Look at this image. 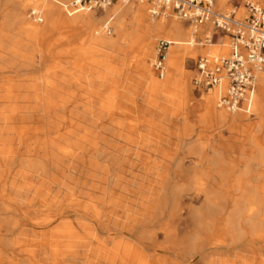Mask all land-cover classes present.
Here are the masks:
<instances>
[{"label":"bare ground","instance_id":"obj_1","mask_svg":"<svg viewBox=\"0 0 264 264\" xmlns=\"http://www.w3.org/2000/svg\"><path fill=\"white\" fill-rule=\"evenodd\" d=\"M30 1L34 6L32 9L42 13L43 23L39 25L32 26L25 17ZM68 1L2 0L13 4L7 15L11 23L7 26L17 27L27 37L35 38L41 31L51 32L61 23L86 31L87 39L91 36L94 45L113 49L116 40L101 34L104 24H100L101 19L95 11L88 7L63 11ZM117 1H121L124 8L127 4L123 2L130 0ZM135 2L140 5L131 3L132 6L118 18V24L124 18L134 24L144 68L148 66V56H153L152 61L157 58L154 39L162 36L169 40L163 60L166 79L161 88L168 90L170 85H175L176 94L179 91V95L186 96L189 104L191 96L185 58L196 54L191 43H199L200 30L208 24L195 33L189 25L191 29L179 21L173 20L170 24L166 17L152 16L146 0ZM116 6L119 5L116 3ZM119 13L121 11H117L113 19ZM23 42L27 45V40ZM49 45L38 49V53L52 56ZM15 49L12 47L14 54ZM228 50L213 45L210 54H226ZM18 54L20 56L21 52L15 55ZM25 64L22 63L24 67ZM62 72V84H71ZM48 74L50 77L42 84L34 78L36 84L30 86L34 94L31 98L26 95L27 100L32 101L31 113L28 101L26 111L18 102L24 99L22 93H0V264H204L210 253H227L237 249L234 246L243 245H250L249 262L243 264H264L258 257L262 250L258 249V241L264 242V151L256 153V148L252 149V153L258 155L245 162L243 170L225 159L228 147L222 151L214 149L202 169L196 162L185 166L183 160L168 167L162 162H150L152 165L147 166L145 162L131 159L112 161L107 169L105 163L98 160L104 156V151L94 143L100 139V133L91 139L85 128H66L69 123L75 125L78 116L82 121L86 120L87 114L60 112L67 108L72 98L65 96L60 102L53 101V93L62 87L65 91L67 87L61 84L60 87L52 80L51 75L54 78L56 75L52 69ZM78 81V88H82L86 96L88 85L92 83ZM151 82L158 91L160 81L153 78ZM258 83L260 93L254 98L259 108L264 104V70L258 73ZM13 84L18 91L22 88L21 83ZM28 91L31 90L28 88ZM212 92L203 96L208 110L204 116H212L220 125L230 123L234 119L231 120L225 110L215 107L214 98L219 97V89H212ZM218 106L224 108L219 103ZM82 107L87 108L86 101ZM24 111L27 114H23ZM101 117L102 113L98 112L94 123ZM34 118L46 121L41 129L37 127L39 132L35 133L34 144L29 146L28 155L32 153L34 158L19 160V149L29 130L23 124L31 123ZM191 127L187 123L186 131ZM235 127L232 124V128ZM38 133L41 136H37ZM90 140L94 144L89 143ZM254 140L251 141L255 143ZM18 160L21 168L12 175V167ZM199 169L204 170V175L196 173ZM159 170L167 173L153 178L148 176ZM177 170L182 172L180 179L187 181L176 179L174 172ZM48 171L60 175L47 176ZM136 171H140L139 175ZM111 185L112 189L108 191ZM107 223L113 226L114 233L109 232Z\"/></svg>","mask_w":264,"mask_h":264},{"label":"rangeland","instance_id":"obj_2","mask_svg":"<svg viewBox=\"0 0 264 264\" xmlns=\"http://www.w3.org/2000/svg\"><path fill=\"white\" fill-rule=\"evenodd\" d=\"M71 1L72 0L68 1L65 4L66 7L64 5V9H62L63 11H69L70 8L68 7V4ZM135 1L138 0H130L127 2L122 1L124 4H127V6L124 7L125 9L122 8L123 6L121 5V1H115V5L113 3L105 10H97L91 8V11H95L98 18L100 17V24H104V22L108 18L115 15L117 11H121V13H119V15L115 16V18L113 19V32L111 34H107L105 31H103L101 34L112 37L117 41L114 48L117 47V44L123 45L124 43L128 42L129 45L127 47L126 54V58L128 59V61H130L133 56L139 54L141 46L138 44V42L136 43L137 35L134 33V24L130 22L128 18H124L122 22L118 24V18H120L122 13H125V10L128 9V7L132 6V4H135L136 6H138V4L140 5V3ZM146 1L150 8L151 6L149 5L148 0ZM246 1H254L260 4H264V0H236L234 4L241 5L239 11L240 16L245 13L244 4ZM31 3L32 2L30 1V4ZM116 3L119 6L121 5V8L119 6L118 8L116 6ZM30 4L25 11V17H27L26 19H28L27 21H29L32 26L43 23L34 22L29 17V12L34 7L32 4ZM231 5L232 3L228 2L227 0H215V7L217 10H225ZM12 7V2L4 3L2 2V0H0V25L4 26L6 24V21H4L2 18H4L5 16L7 17V15L11 12ZM161 17H166V21H168V23L170 24L174 22L173 20H175L179 21L185 27H188V29L190 28L188 24H186L183 20H177L172 15H163ZM9 23H11V21ZM117 25H119V27H117ZM66 26L67 25L63 26L61 25V23H58V28L52 31L50 30L51 32H49V30H46L37 33L36 41L37 44L40 45L39 48L43 49L47 44H50L48 50L50 53L54 54L53 58L49 57L45 60H40V57L36 54L35 61L31 62L30 65L25 66L23 69H0V93L3 95L7 93H22L24 96L22 94L21 95L24 97V99L18 102H20V105H24L23 107H25V105L29 103V105L27 106L29 109V113H31L32 109L30 110L29 107L32 105V101L30 102V99L27 100L28 96L26 97V95H29L30 97L28 98H31V95L33 96L34 92L30 88V84H27V82L31 80L30 78L34 75H40V77H42L43 79V74H45L44 80L47 79V77H49L47 76L48 71L51 70L49 69V67L50 65L53 66L52 62H54V64L61 65V67L56 68L57 76L54 79L60 78L61 80L59 82V86L60 84L63 86L64 84L62 83L64 81L61 75V70H63L62 74L64 73L63 76L66 77V79H64L67 81L69 79V81H71V84L68 83V85H64L68 88H66L67 90L65 89L66 92L63 90L64 87L58 88L59 90H62H56V92L53 93L52 99L53 101L60 102L61 97L70 96V98L72 99L68 101L67 108L61 110L60 112L63 113L72 111L78 114H87L86 120L82 121V118L78 116L77 118H75V125L73 123H69L67 124L66 128H85L91 139L94 138L95 135H98V133H100V139L95 140V142L90 140L89 143H96L97 147L101 148L104 151V156L100 157L98 160L102 163H105L107 169L110 168V163L112 161L122 162L130 159L139 162H145L147 166L152 165V163L150 162H162L163 165H166L168 167H172L177 160H183L185 166H191L194 162H196L199 163V167L202 169L207 165V160L209 159L210 154L214 149L222 151L225 150L224 147H228L226 150L227 153L225 159L230 163L237 164L238 167L243 170L245 162L252 160L253 156L256 157L258 155H254L255 152L258 153V150L264 151V104L260 105V110L258 107H256V98H254L253 101L250 102L251 104H248V102H244L238 112L231 113L224 108H219V97L214 98V103L217 110H225L228 115H230V119H234L230 123L220 125V123L215 121L212 116H204V114L208 110L206 109L203 96L208 93L212 94V90H210L209 92H202L199 97L197 93L195 94L194 91L192 79L195 75V72L193 71L194 64L192 59L197 58L199 55L210 54L213 45H217L219 47L227 49L229 48V52L231 42L228 37L224 38L223 44L221 45L218 40H216L214 44L205 47H202L195 41L191 43V46L196 50V54L187 55L184 63V67L188 75L187 85L189 87V93L191 96V101L189 104L188 98L186 96L182 97L181 95L174 92L175 85H170V89L168 90L160 89L162 85H165L163 84V81L166 78H164L165 76H163L162 78L159 76L158 71L154 69V61L151 60L152 55L148 56V66L145 69H147L152 74V77L155 80L160 81V84L158 85L159 90L156 91L158 87H153L152 82L150 81L147 89L154 88L153 96L160 98L162 100V103H167L166 105H163L158 101V99L154 98L155 104L152 105L151 98L146 97L147 91L145 92L144 96L142 85V82L144 81L138 78L136 71L137 68L133 63H131V67L129 68V70L123 71V74L122 68L118 69L116 67H113L116 66L115 64L117 63V58L111 61L110 65L112 66H104L105 61L102 60L99 55L103 56L109 53L117 55L116 51L107 50V47L94 45L91 41V36L90 39H84L83 37L79 36L75 39V35L86 34L84 33L86 31L82 32L79 27ZM131 31H133V36L129 37ZM215 31L216 29L211 24L204 26L200 30L198 41L204 39L206 33L213 34ZM17 32L18 31L16 27L9 29L10 38L11 36H17ZM70 33L71 38H68ZM121 33H123L124 36L119 35ZM160 40H165L167 42L169 41L167 38L162 36H158L157 38H155V51H157L156 49ZM32 47V45H29L28 47L24 48L23 52L26 56L32 53ZM119 50L121 52H124L125 47L123 48L121 46L119 47ZM62 51H66L67 54L73 55L75 57H79L80 54H84L87 59H69V57H61L59 56V53H61ZM40 53L41 52H39L38 54ZM141 57L142 56H140V59ZM149 62H152V65H149ZM18 63L25 64L27 62H24L20 59ZM75 63L76 69L71 68ZM91 63L92 65L89 66ZM85 64H88L87 69L84 68ZM18 74L21 75L17 76ZM54 79L52 80L54 81ZM78 79L85 80L88 83H92H90V86L88 85V92L86 93V96L81 90L82 88H78ZM15 82H17L18 84L21 83L22 88H20L19 91L13 86V83ZM126 84H130L133 89L132 93H128V91L125 89ZM27 87L31 91H28ZM215 89L216 88H214L213 90ZM192 91L194 94H191ZM259 93L260 91L258 85L255 95H258ZM175 100H177V103L173 105ZM85 101L87 103V108L84 109L82 107V104ZM116 103H118L119 107H116ZM26 107L25 111L27 110ZM25 111L23 112V114H27V112ZM98 112L102 113V117L95 124L94 121L96 120V115ZM169 114H171L172 116H169ZM199 115L200 122L198 121ZM183 118H187L190 121V123H188L189 126H192V129L190 131H186L183 123ZM43 122L44 121H42L41 119L35 120L34 118V121L32 120L31 123L29 121V123L25 122L23 124L27 126L26 129L29 130L28 134L25 136L22 146L19 149V160L21 158V160H24L23 158H34L33 156H31L32 153H29L30 156L28 155V150L31 148L29 146L34 144V138L36 136L35 133L39 132L36 130L38 128L41 129L45 125L46 121L44 123ZM232 124L234 125V127L236 124L237 127L232 128ZM30 125L32 127H30ZM37 136H41V134L38 133ZM252 139H255L256 142L254 140L255 143H253L251 141ZM154 148L158 150L154 151ZM254 148H256V151L252 153V149ZM19 160L18 163L15 164L16 166L14 165V167H12V175L14 174V171L16 172V170H19L18 167L21 168ZM203 171L199 169L196 173L199 176H202L204 175ZM48 172H46L47 176L60 175V173L58 174L57 172ZM135 173L136 175H139L140 171H136ZM166 173L167 172L164 170H159L156 173H150L148 176H151V178H153L156 175L162 176ZM181 173V171L177 170L174 172V176L181 182L187 181L185 179H180L181 177H183ZM112 186L113 185L108 188V191L112 189ZM107 227L110 233H114V228L110 223H107ZM258 242V249H262L258 257L261 258L260 261H263L264 242H262L261 240ZM234 247H237V249L232 250L231 252L226 253L215 251L208 254L205 257L206 261H204V264H243L249 262L250 245Z\"/></svg>","mask_w":264,"mask_h":264},{"label":"built area","instance_id":"obj_3","mask_svg":"<svg viewBox=\"0 0 264 264\" xmlns=\"http://www.w3.org/2000/svg\"><path fill=\"white\" fill-rule=\"evenodd\" d=\"M117 0H72L68 7L76 10L89 7L105 10ZM232 5L225 10H217L215 0H148L150 14L155 17L169 13L183 20L195 33L206 24L216 31L205 34L198 41L202 46L213 44L216 40L230 39V51L227 54H204L192 59L195 75L192 79L194 90L202 93L214 88L219 89V104L237 111L244 102H251L258 87V73L264 70V4L246 1L245 14L240 16V4L236 0H227ZM29 17L41 23L43 17L31 9ZM113 16L104 22V31L113 32ZM170 43L160 40L157 58L153 63L159 76H164L163 60Z\"/></svg>","mask_w":264,"mask_h":264},{"label":"crops","instance_id":"obj_4","mask_svg":"<svg viewBox=\"0 0 264 264\" xmlns=\"http://www.w3.org/2000/svg\"><path fill=\"white\" fill-rule=\"evenodd\" d=\"M4 21H6L5 23V25L4 26H2V25H0V53L1 52H3V54H6V55H3L2 53V55H0V58L2 57V59H0V61H1V63H0V65L2 66L4 63L6 64H4L2 67L4 68V69H6L8 66V68H14L15 67V69H18L19 67H21V65L22 64H19L18 63V61L21 59V60H23L24 62H27L25 65L26 66H28V65H30V63H31V61H35V59L33 60L32 59V57L34 58L35 57V55L37 54L38 56L40 55V54H38V49H40L39 47H40V45H38L37 44V41H36V37L34 38V37H29V36H32V35H28V37H29V40H28V37L24 34V32H22L21 30H19L17 27V36H15V37H11L10 38V35H9V29H11L10 27H8L7 26V23L8 22H10L11 21V18H9L10 19V21L8 20V17H4V18H2ZM2 27H3V29H2ZM20 31V32H19ZM5 33V34H1V33ZM119 35H121V36H124V34L123 33H121V34H119ZM78 36L79 37H83L84 39H87V37L89 36L87 33L86 34H82V35H75L74 37H75V39L76 38H78ZM131 36H133V31H131L130 32V34H129V37H131ZM3 37H5V38H3ZM73 37V38H74ZM33 38V39H32ZM10 39V40H9ZM23 40L24 41H26L27 40V42H26V44L27 45H25V44H23L24 42H23ZM72 40H74V39H72ZM129 40V39H128ZM23 42V43H22ZM117 42V41H116ZM25 46H23L22 44ZM219 43L221 44L222 43V41H219ZM29 45H32L33 47H32V53L30 54V55H28V56H26L25 54H24V52H23V50H24V48H26V47H28ZM128 45H129V43L128 42H126V43H124L123 45H118L117 44V47L116 48H111V49H109V48H107V50H111V51H116V53H117V55H113L112 53H109V54H105V55H99V57L102 59V60H104L105 62H104V66H112V65H110L111 64V61L112 60H115V58H117L116 60H117V63L115 64L116 66H113V67H116V68H118V69H120V68H122V74H123V71L124 70H129V68L131 67V63H133L135 66H136V71H137V75H138V78L139 79H141V80H143L144 82H142V85H143V91H144V96H145V92L147 91V94H146V97H149V98H151V103H152V105H154L155 104V102H154V98H156V99H158V101L159 102H161L162 103V100L160 99V98H158V97H154L153 96V91H154V88L152 89H147V87H148V84H149V82L153 79V77H152V74L147 70V69H145L143 66H142V62H141V60H140V56H142V53H141V50L139 51V54L138 55H136V56H133L131 59H130V61H128V59L126 58V54H127V47H128ZM8 46H9V48H11L10 50H9V48H8ZM125 47V51L124 52H121L120 50H119V47ZM12 47H14V48H16L15 50V54H17V53H19V52H21V54H20V56H19V54L18 55H15L14 54V52H12ZM6 48V49H5ZM18 49V50H17ZM20 50V51H19ZM7 51H9V52H7ZM18 51V52H17ZM13 53V54H12ZM33 55V56H32ZM54 54H52V56H49V55H40V58H41V60H45L46 58H49V57H54L53 56ZM7 56V57H6ZM15 56V57H14ZM18 57V59H16L17 57ZM59 56H61V57H66V58H68L69 57V59L70 58H75V59H80V58H85V59H87L85 56H84V54H80V56L78 57H75V56H73V55H70V54H67L66 53V51H62L61 53H59ZM58 57V56H57ZM5 60H4V59ZM29 58V59H28ZM55 59H57V58H55ZM54 59V60H55ZM15 60V61H14ZM11 61V62H10ZM30 62V63H29ZM12 63V64H11ZM53 64V66H51L50 65V67H49V69H52L53 70V72H54V74H56L55 75V77L57 76V72H56V68H58V67H61V65H59V64H54V62H52ZM24 64V63H23ZM28 64V65H27ZM10 65H12V66H10ZM92 65V63L89 65V66H91ZM14 66V67H13ZM17 66V67H16ZM23 66V68H24V65H22ZM2 67H0V69H2V70H4ZM52 67H54V68H52ZM65 68H67V67H65ZM71 68H75L76 69V63L71 67ZM71 68H69V69H71ZM84 68L85 69H87L88 68V64L86 65L85 64V66H84ZM20 69H22V67L20 68ZM55 70V71H54ZM50 71V70H49ZM19 75H21V74H18L17 76H19ZM37 76V77H36ZM34 75V77H31L30 79L31 80H29L28 82H27V84H30V86L31 85H33V84H36V82L37 83H39V82H41L40 84H42V83H44L43 81H44V79H42V77H40V75L38 76V75ZM47 76H49L50 77V75L49 74H47ZM151 76V77H150ZM43 77H45V74L43 75ZM52 77H53V79H54V76L52 75ZM59 77H60V75H59ZM34 78H36V82H35V79ZM39 78H41V81L40 80H38ZM157 78H160V77H157ZM34 79V80H33ZM56 80V82L55 83H59L60 82V80H58V79H54V81ZM128 80V79H127ZM32 81V82H31ZM57 81H59V82H57ZM125 89L128 91V93H132L133 91V89H132V87L130 86V84H126L125 85ZM160 89H162L161 87H160ZM175 91H177L176 89H174ZM174 91V92H175ZM195 91V94L197 93V95H198V97L200 96V92H198V91H196V90H194ZM176 93V92H175ZM178 93H179V91H178ZM177 93V94H178ZM191 94H194L193 93V91H192V93ZM131 100V99H130ZM132 101V100H131ZM118 102V101H117ZM177 103V100H175V102L173 103V105L174 104H176ZM163 105H166L167 103H162ZM172 105V104H171ZM193 106H194V104H193ZM116 107H119V105H118V103H116ZM169 116H172L171 114H169ZM199 118H198V121L200 122V115L198 116ZM162 119V118H161ZM164 119V118H163ZM183 123H184V126H186V124L187 123H190V121L187 119V118H183ZM183 126V127H184ZM183 134V133H182Z\"/></svg>","mask_w":264,"mask_h":264}]
</instances>
